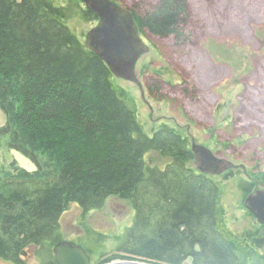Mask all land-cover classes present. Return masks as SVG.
<instances>
[{
	"label": "trees",
	"instance_id": "16d2710c",
	"mask_svg": "<svg viewBox=\"0 0 264 264\" xmlns=\"http://www.w3.org/2000/svg\"><path fill=\"white\" fill-rule=\"evenodd\" d=\"M157 1L126 8L152 40L187 39V0ZM83 5L0 0V107L8 116L0 139L10 136L8 145L38 167L0 176V258L28 264L22 251L35 246L41 264H57L64 212L77 204L86 215L117 197L135 215L114 246L106 251L109 236L89 227L72 242L91 264H264V236L229 228L222 183L193 167L190 139L166 123L149 134L131 91L74 33L78 15L98 21ZM150 151L168 159L163 168L146 162Z\"/></svg>",
	"mask_w": 264,
	"mask_h": 264
},
{
	"label": "rangeland",
	"instance_id": "374dc122",
	"mask_svg": "<svg viewBox=\"0 0 264 264\" xmlns=\"http://www.w3.org/2000/svg\"><path fill=\"white\" fill-rule=\"evenodd\" d=\"M116 1L128 8L158 3L157 0ZM187 7V19L183 21L187 39L179 43L172 37L152 40L145 31L159 50L147 41L151 49L136 62V75L143 88L123 78L117 82L136 98L140 120L149 134L154 127L166 123L182 130L190 139L192 149L205 146L214 156L230 160L231 167L224 172L209 174L222 183L221 203L226 210L227 225L236 234L249 230L261 238L263 224L250 215L245 206L248 195L241 186L250 180L258 181L254 179H259L264 169L261 153L264 145V0H187ZM70 24L85 42L87 32L98 21L88 22L78 15ZM161 79L166 84L155 85ZM7 120V114L0 107V128L6 126ZM10 138L0 139V176L12 167L21 172L37 171L31 158L8 145ZM222 142L228 145L223 146ZM145 160L160 168L168 162L157 151H150ZM193 167L197 168V160ZM134 215L131 204L117 197L109 198L103 209L86 215L77 204H72L60 219L61 232L64 240L77 243L78 239L85 238L87 227L102 231L109 236L105 240L107 251L114 246V237L131 226ZM34 250L35 246L22 256L28 264H41ZM0 264L15 263L0 258ZM185 264H192V259L188 258Z\"/></svg>",
	"mask_w": 264,
	"mask_h": 264
},
{
	"label": "water",
	"instance_id": "95a60500",
	"mask_svg": "<svg viewBox=\"0 0 264 264\" xmlns=\"http://www.w3.org/2000/svg\"><path fill=\"white\" fill-rule=\"evenodd\" d=\"M80 1L98 17V24L87 32L86 47L103 59L117 78L140 85L136 75V62L149 50V46L140 38L132 12L113 0ZM193 150L199 171L207 174L223 171L209 149L202 150L194 146ZM245 202L248 211L264 225V191L250 195ZM53 253L57 264H91V257L83 247L67 240L56 246ZM22 254L26 255V251H22Z\"/></svg>",
	"mask_w": 264,
	"mask_h": 264
},
{
	"label": "flooded vegetation",
	"instance_id": "af4514ba",
	"mask_svg": "<svg viewBox=\"0 0 264 264\" xmlns=\"http://www.w3.org/2000/svg\"><path fill=\"white\" fill-rule=\"evenodd\" d=\"M113 1H115L118 5H120V6H123L125 9H127L126 8V6H124V5H122L120 2L118 3L116 0H113ZM127 10H129V9H127ZM131 12V11H130ZM132 14L134 15V12H132ZM134 19L136 20V17H135V15H134ZM136 23H137V26H138V31H139V33H140V38L142 39V41L144 42V43H146L148 46H149V50L151 49V47H152V45H149L148 44V42H150V43H152L151 41H149L150 39L147 37L148 35H146L145 34V31H144V29L140 26V24H139V22L136 20ZM148 32V31H147ZM150 34V33H149ZM150 36H152V35H150ZM148 41V42H147ZM153 47H154V45H153ZM145 55V54H144ZM138 77V76H137ZM138 80H139V78H138ZM140 82V81H139ZM141 85V86H140ZM140 87L141 88H143V86H142V83L140 82ZM264 139V138H263ZM232 144V143H231ZM194 145V144H193ZM197 147H199V149H202V150H204L206 147L204 146H197ZM206 149H208V148H206ZM210 150V149H209ZM211 151V150H210ZM195 152V151H194ZM212 153V152H211ZM261 153L264 155V145H263V147L261 148ZM212 157H213V159L214 160H216L219 164H220V167L219 168H222L221 170H223V172L225 171V169H227L228 167H231V163H229V161L230 160H227V161H225V160H222V159H220L217 155L216 156H214L213 155V153H212ZM262 169V168H261ZM232 172V171H231ZM222 173V172H221ZM258 178L259 179H254V180H258V181H252V180H250L248 183L249 184H252L251 185V188H250V193L248 194V197H250V195H254V194H257L258 192H260V191H264V169H262V171H261V173H260V176H258ZM262 187V188H261ZM255 191V192H254ZM247 197V198H248ZM253 214V213H252ZM254 215V214H253ZM256 218V217H255ZM257 219V218H256ZM258 221V220H257Z\"/></svg>",
	"mask_w": 264,
	"mask_h": 264
}]
</instances>
